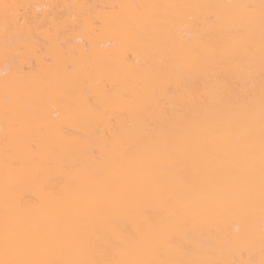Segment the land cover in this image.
Returning <instances> with one entry per match:
<instances>
[{"label":"bare ground","instance_id":"bare-ground-1","mask_svg":"<svg viewBox=\"0 0 264 264\" xmlns=\"http://www.w3.org/2000/svg\"><path fill=\"white\" fill-rule=\"evenodd\" d=\"M0 264H264V0H0Z\"/></svg>","mask_w":264,"mask_h":264}]
</instances>
